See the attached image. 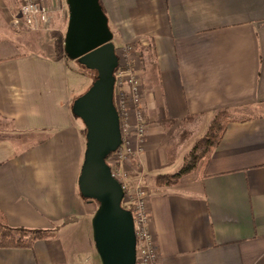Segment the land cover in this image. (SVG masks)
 Here are the masks:
<instances>
[{
    "label": "crops",
    "instance_id": "0c3cea01",
    "mask_svg": "<svg viewBox=\"0 0 264 264\" xmlns=\"http://www.w3.org/2000/svg\"><path fill=\"white\" fill-rule=\"evenodd\" d=\"M100 2L116 47L152 54L136 65L149 118L136 161L149 176L185 162L183 144L171 138L180 128L197 140L218 113L228 121L194 171L148 195L160 264H264V0ZM50 4L60 11L46 31L65 38L66 2ZM3 5L0 117L13 133L0 137V212L10 226L57 231L32 247H0V264H75L93 251L75 238L67 247L63 234L92 224L96 212L78 186L86 127L72 112L68 78L78 69L25 45Z\"/></svg>",
    "mask_w": 264,
    "mask_h": 264
},
{
    "label": "water",
    "instance_id": "95a60500",
    "mask_svg": "<svg viewBox=\"0 0 264 264\" xmlns=\"http://www.w3.org/2000/svg\"><path fill=\"white\" fill-rule=\"evenodd\" d=\"M66 3L69 16L65 54L97 73L91 86L72 105L73 114L86 127L79 191L84 198L98 202L92 230L101 264H136L133 214L122 204L123 186L107 161L123 142L115 104L119 56L114 34L100 0H66Z\"/></svg>",
    "mask_w": 264,
    "mask_h": 264
},
{
    "label": "rangeland",
    "instance_id": "374dc122",
    "mask_svg": "<svg viewBox=\"0 0 264 264\" xmlns=\"http://www.w3.org/2000/svg\"><path fill=\"white\" fill-rule=\"evenodd\" d=\"M66 2V0H64ZM21 0H5V5L1 7V11H3L7 16L10 23H12L14 27V32L16 35H19V39L22 40V42L25 45H29L30 48L34 51L44 52L46 54H52V55H63V47H64V35H59L55 31H36L31 30L27 27H17L13 24V17L14 15H18V11L20 9ZM58 4L56 3V7ZM67 6V3H66ZM55 7V6H54ZM57 12H59V8H56ZM56 12V13H57ZM61 13V12H60ZM56 16V15H55ZM9 21L7 22L9 25ZM118 52L120 53V65L118 68L124 69L127 67H131L134 69L136 73V65L142 64L143 62L147 63L150 61H147L148 58L150 60V57H152L151 51L148 54H145L144 50L140 45H132L128 44L125 47H121L118 49ZM65 57V56H63ZM66 58V57H65ZM69 63H71V67L73 69H78V74L70 71L68 78H69V86L71 88V91L75 98L83 94L87 91V89L91 86V84L94 81V78L96 77L97 73L94 70L88 69L87 67L81 65L76 60H69L67 59ZM137 75V73H136ZM138 78V76H137ZM119 85V84H118ZM116 85L115 89V101L117 105L120 108V114L122 121L127 122L128 129L124 131V143L127 146L133 147V149H137L139 145L142 144L141 139L145 137L147 125H148V115L146 114V111L142 105V91L141 92V101L139 103L133 101V98L129 94V90H127V87L125 85L118 86ZM73 100V101H74ZM73 105V102H72ZM126 107V108H125ZM146 116V118L141 119V117ZM82 124L84 122L82 119H80L78 116H75ZM144 122L145 125V132L144 135H139L137 131V127L141 124V120ZM226 119V118H225ZM227 120V119H226ZM225 121V120H224ZM85 125V124H84ZM126 125V124H125ZM209 128V127H208ZM207 129L204 130V132H207ZM13 133V127L10 124V122H7L6 120L2 119L0 117V137L5 134H11ZM206 134V133H205ZM204 134V135H205ZM200 134L194 133L188 131L184 126L178 130L177 133L173 134L171 138H176L179 141H175L177 144H183L184 150L183 152H186V155L190 152V150L193 148L194 144L200 139L195 140L198 138ZM203 135V136H204ZM192 137V139H190ZM202 137V136H201ZM180 142V143H179ZM182 148V149H183ZM138 151V150H137ZM136 151V152H137ZM138 157V154H130L127 158L118 160L117 155L111 156L108 159V162L111 164V166L115 169V171H120L123 173L124 171H133L131 172L134 174L135 178L140 171L143 175V187L142 189L145 192L146 198L148 199V195L151 189L156 187L157 184V178L154 175H148L147 170L143 169V167H140L139 161H136ZM179 162V161H178ZM140 172V173H141ZM133 183V182H132ZM158 185V184H157ZM131 189V188H130ZM133 189V187H132ZM130 193L126 194L125 199L123 200V206L133 210L134 207H131L132 199H130ZM94 201V200H93ZM96 204V209L98 207V202L94 201ZM56 234L57 228H53ZM69 232L63 234L64 242L66 243L67 247H70L72 244V240L76 239V244L78 245L79 249L84 250L86 244L89 242V247H91V250L93 251L92 254H84L80 255L78 260L75 262V264H95L97 261V264H101L99 255L97 253L94 239H93V230H92V224L90 220L85 221V223L81 222L75 225L74 227H71ZM152 252H155V259L153 258V262L155 261L156 264H160L158 253L155 247V244L152 243ZM86 250V249H85Z\"/></svg>",
    "mask_w": 264,
    "mask_h": 264
},
{
    "label": "built area",
    "instance_id": "2783aa9c",
    "mask_svg": "<svg viewBox=\"0 0 264 264\" xmlns=\"http://www.w3.org/2000/svg\"><path fill=\"white\" fill-rule=\"evenodd\" d=\"M51 0H21L20 9L18 11V15H14L13 17V24L17 27H27L31 30L42 31L49 28L51 21L54 19L57 9H55L51 4ZM128 45V44H126ZM125 45V46H126ZM133 45V44H132ZM124 46V47H125ZM118 52V50H117ZM120 53L118 52L119 56V65H120ZM118 65V66H119ZM116 76V85L127 87L129 90V94L133 98V101L139 103L141 101V92H140V85L138 83L137 75L133 68L127 67L124 69H120L117 67L115 71ZM120 121H121V130H122V137L123 142L121 146L111 153V156H116L118 160H122L128 157V155L140 154L141 153V146L136 149L133 147L127 146L124 143V131L128 129V124L125 121H122L120 108L115 101ZM126 108V107H125ZM146 116H142L141 119L144 120ZM140 119V120H141ZM126 124V125H125ZM137 131L139 135H144L145 132V125L144 122L141 120V124L137 127ZM143 139V138H142ZM141 139V140H142ZM138 150V151H137ZM137 151V152H136ZM109 163V162H108ZM110 164V163H109ZM111 166V164H110ZM112 174L116 177L122 184L124 189V197L126 194L130 193V199H132L131 207H134L132 211L133 219H134V227L136 233V249H137V260L136 264H156L155 261L153 262V258L156 256L155 252H152V243H154L153 236L149 230V208H148V199L146 198L145 192L142 189L143 187V175L142 172L135 174L137 175L136 178L134 174L131 172L133 171H124L121 173L120 171H115V169L111 166ZM133 182V183H132ZM133 187V189H132ZM131 188V189H130ZM155 259V258H154Z\"/></svg>",
    "mask_w": 264,
    "mask_h": 264
},
{
    "label": "trees",
    "instance_id": "16d2710c",
    "mask_svg": "<svg viewBox=\"0 0 264 264\" xmlns=\"http://www.w3.org/2000/svg\"><path fill=\"white\" fill-rule=\"evenodd\" d=\"M118 49L119 48H117V50ZM62 56H65L66 59H69L65 54L64 47H63ZM227 122L228 121L225 119V114L221 112L218 113L216 117L212 120L206 134L202 136L194 144L193 148L188 153L187 158L183 163V165L181 166V168L174 173L158 174L156 176L157 184L158 185L176 184L183 175L194 171L197 168L200 160L207 157L211 153V150H213V148L219 144L222 135L226 129ZM109 157L107 158V161ZM83 199L87 201H93L91 199H87L84 197ZM74 220L75 218H69L64 223ZM54 235H55L54 229L10 226L6 220L5 215L2 212H0V247H15V248L32 247L35 241L45 239Z\"/></svg>",
    "mask_w": 264,
    "mask_h": 264
}]
</instances>
